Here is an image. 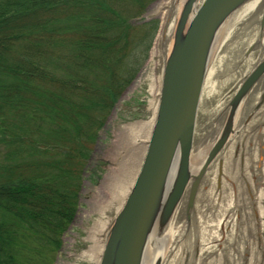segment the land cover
Returning a JSON list of instances; mask_svg holds the SVG:
<instances>
[{
  "label": "water",
  "instance_id": "water-1",
  "mask_svg": "<svg viewBox=\"0 0 264 264\" xmlns=\"http://www.w3.org/2000/svg\"><path fill=\"white\" fill-rule=\"evenodd\" d=\"M168 1L143 100L123 128L118 161L138 153L140 161L112 181L109 199L132 179L109 215L98 264H237L229 248L251 247L252 218L261 258L240 264H264V172L255 159L257 150L264 156V0ZM107 203L72 264H93L77 258Z\"/></svg>",
  "mask_w": 264,
  "mask_h": 264
},
{
  "label": "trees",
  "instance_id": "trees-1",
  "mask_svg": "<svg viewBox=\"0 0 264 264\" xmlns=\"http://www.w3.org/2000/svg\"><path fill=\"white\" fill-rule=\"evenodd\" d=\"M158 0H0V264H54L101 130L146 65Z\"/></svg>",
  "mask_w": 264,
  "mask_h": 264
},
{
  "label": "rangeland",
  "instance_id": "rangeland-1",
  "mask_svg": "<svg viewBox=\"0 0 264 264\" xmlns=\"http://www.w3.org/2000/svg\"><path fill=\"white\" fill-rule=\"evenodd\" d=\"M164 1V0H160ZM156 6H159V1L150 5L146 13L135 21L136 24H143L144 22L152 19H157L161 22L160 14L155 13ZM152 51L150 53L149 60L144 66L137 79L126 90L121 97L119 103L116 105L111 115L109 116L106 125L101 130L99 138L93 147V152L89 158L84 173V182L80 197V206L76 217L69 229L62 237L63 245L60 251L56 255L54 264H72L75 261L76 253L84 251L86 244L83 239L86 236L88 227L93 223L95 218V210L98 205L104 204L109 197V190L111 188L112 181L115 180V175H125L127 171H123V167L127 168L129 165H137L140 161V154L130 155V159L125 163H121L118 159L120 156L121 146L124 142V127L125 123L130 122L132 114H135L136 103L138 100H143L144 96L143 88L146 83L147 76L152 66ZM148 118L146 116L143 117ZM8 147L0 143V162L3 164H11L12 160L7 161L5 157V150ZM133 158L134 162L132 161ZM121 158L120 160H122ZM121 169L122 172L119 170ZM254 222V218H252ZM250 222L249 228V240L252 243L251 247L245 251H240L234 246L229 249L238 253V260H234L237 264L248 262L253 259L257 262L261 258V249L256 248V228L252 227ZM264 242V239H263ZM264 250V248H263ZM250 262V261H249ZM228 264H236L229 261Z\"/></svg>",
  "mask_w": 264,
  "mask_h": 264
},
{
  "label": "bare ground",
  "instance_id": "bare-ground-1",
  "mask_svg": "<svg viewBox=\"0 0 264 264\" xmlns=\"http://www.w3.org/2000/svg\"><path fill=\"white\" fill-rule=\"evenodd\" d=\"M170 4H171V2H169L168 0H164L161 3V5L159 4L160 7L156 6L155 13L160 14L161 17L163 18V16H165L167 14V12H169ZM153 55L154 56L157 55V52L155 50H154ZM157 58H158V56H157ZM158 68H159V71L162 70L161 69L162 66L159 64H158L157 69ZM153 72H154V70H152V73ZM151 74L149 75V77L151 76ZM151 80H152V84L149 87V93H150V97H154V99H152L150 101L148 110L151 111L153 119H154V116L157 112L158 99L159 98L156 97L157 95H156V91H155V83L153 84L152 76H151ZM153 119L151 121L152 124H153ZM148 129H149V131H151V128H148ZM147 134L149 135V133H147ZM258 147H260V145H258ZM256 152L258 153V150ZM256 152H255V154H256L255 159L258 160V164L261 168V171L263 170V172H264V156L261 154V152L258 154ZM131 178H133V176ZM213 180H215V177ZM131 181H132V179H130V178L123 179V180L119 181L114 186V189L111 193L110 199L108 197V203L106 204V206H104L103 208H101V206L99 207L98 219L96 220L94 225L92 227H90V229H89L88 240L91 241V247L87 251L80 254L79 255L80 257L78 256L77 261L81 262L85 258L88 260V262L90 261V262H93V264H98L100 257H101V254H102V247H103L102 237L105 236L106 228L109 224V221L112 218V216H109V215L112 212L116 213L119 210V208L121 207V204H122V202H124L125 196L127 195L128 190L131 186V184H130V183H132ZM262 198H263V194L261 193L260 201H262Z\"/></svg>",
  "mask_w": 264,
  "mask_h": 264
}]
</instances>
